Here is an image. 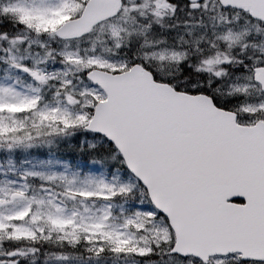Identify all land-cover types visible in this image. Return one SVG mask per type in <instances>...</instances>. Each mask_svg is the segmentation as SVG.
I'll use <instances>...</instances> for the list:
<instances>
[{
	"label": "snow or ice",
	"instance_id": "snow-or-ice-1",
	"mask_svg": "<svg viewBox=\"0 0 264 264\" xmlns=\"http://www.w3.org/2000/svg\"><path fill=\"white\" fill-rule=\"evenodd\" d=\"M0 264H264V0H0Z\"/></svg>",
	"mask_w": 264,
	"mask_h": 264
},
{
	"label": "rangeland",
	"instance_id": "rangeland-1",
	"mask_svg": "<svg viewBox=\"0 0 264 264\" xmlns=\"http://www.w3.org/2000/svg\"><path fill=\"white\" fill-rule=\"evenodd\" d=\"M63 20H64V18L61 17V18H59V20L57 21V23H61V22H63ZM32 163H37V161H32Z\"/></svg>",
	"mask_w": 264,
	"mask_h": 264
}]
</instances>
